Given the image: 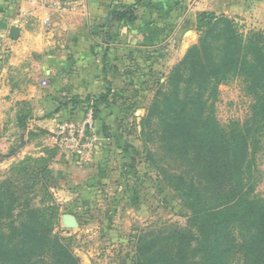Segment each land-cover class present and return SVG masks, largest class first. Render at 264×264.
I'll return each mask as SVG.
<instances>
[{"label": "crops", "instance_id": "obj_1", "mask_svg": "<svg viewBox=\"0 0 264 264\" xmlns=\"http://www.w3.org/2000/svg\"><path fill=\"white\" fill-rule=\"evenodd\" d=\"M64 2L63 10L48 12L25 1L0 0V124L7 117L17 128L4 138L8 144L22 130L26 144L18 156L42 161L41 170L56 176L53 195L62 211L76 217L78 228L83 222L76 213L85 198L101 185L118 186L128 175L121 162L129 147L114 135L112 105L127 88L131 55L163 49L173 36L184 54L197 42L203 12L264 22V0ZM117 12L126 17L117 19ZM13 27L19 28L18 38ZM93 104L97 150L91 161H81L64 152L52 131L59 117L78 119ZM130 141L135 146L136 139Z\"/></svg>", "mask_w": 264, "mask_h": 264}, {"label": "trees", "instance_id": "obj_2", "mask_svg": "<svg viewBox=\"0 0 264 264\" xmlns=\"http://www.w3.org/2000/svg\"><path fill=\"white\" fill-rule=\"evenodd\" d=\"M125 17L116 13L117 19ZM197 24L199 32L205 27L198 44L188 48L170 77V91L144 121L148 127L156 121L162 148L174 159L169 176L186 196L188 227L174 229L171 239H140L138 264H264V196L256 194L264 37H244L233 19L212 12L201 13ZM233 76L256 97L251 130H227L210 111V98ZM11 185L0 187V264H80L72 238L53 234L41 211Z\"/></svg>", "mask_w": 264, "mask_h": 264}, {"label": "rangeland", "instance_id": "obj_3", "mask_svg": "<svg viewBox=\"0 0 264 264\" xmlns=\"http://www.w3.org/2000/svg\"><path fill=\"white\" fill-rule=\"evenodd\" d=\"M235 16L228 17L233 19L244 37L256 32L264 37V22L249 15ZM204 30L205 27L198 32L195 44ZM179 44V37L173 36L163 49L131 55L127 88L112 105L115 107L112 111L114 135L122 137L125 147H129L127 160L121 162L128 175L118 186L106 184V188L101 185L96 191H90L91 197L85 198L80 214L76 213L83 222L81 227L70 229L62 222V215L67 213L50 194H53L51 186L59 183L56 176L39 173L42 161L18 156L26 144L22 130L16 132V138L8 144L4 138L12 137L13 126L7 117L4 124H0L4 144L0 147V187L11 182L12 192L22 193L24 201L29 200L31 207L41 211L43 221L51 224L53 234L71 237L69 242L80 258V264H138L140 239H171L174 229L188 227L191 212L186 196L175 188L169 176L176 169L174 159L162 148L156 121L150 127L144 124L156 100L170 91L168 82L174 68L187 54L188 49L181 54ZM255 99L246 82L233 76L221 83L217 94L210 98V111L227 130H251ZM257 137L261 148L256 153L259 180L256 194L264 196V129ZM134 139L136 144L132 146L130 140ZM19 211L21 209L14 211L16 221H19Z\"/></svg>", "mask_w": 264, "mask_h": 264}, {"label": "built area", "instance_id": "obj_4", "mask_svg": "<svg viewBox=\"0 0 264 264\" xmlns=\"http://www.w3.org/2000/svg\"><path fill=\"white\" fill-rule=\"evenodd\" d=\"M28 2L33 9H41L48 12L61 11L65 8L64 0H20ZM3 44L0 41V50ZM96 118L93 105H90L84 114L74 120L59 117L56 128L52 131L60 147L81 161H91L97 150L96 143Z\"/></svg>", "mask_w": 264, "mask_h": 264}, {"label": "water", "instance_id": "obj_5", "mask_svg": "<svg viewBox=\"0 0 264 264\" xmlns=\"http://www.w3.org/2000/svg\"><path fill=\"white\" fill-rule=\"evenodd\" d=\"M12 34H13L14 38H18V36H19V28L13 27L12 28ZM64 219H65V222H66L67 226H69L70 228L78 226L77 219H76V217L74 215L67 214V215H65Z\"/></svg>", "mask_w": 264, "mask_h": 264}]
</instances>
